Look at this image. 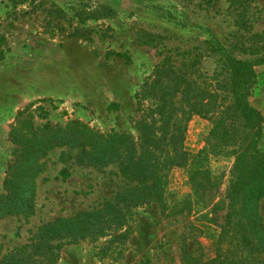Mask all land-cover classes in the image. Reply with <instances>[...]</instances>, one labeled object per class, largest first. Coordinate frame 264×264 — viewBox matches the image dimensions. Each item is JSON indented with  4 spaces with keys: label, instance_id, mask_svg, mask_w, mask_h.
<instances>
[{
    "label": "rangeland",
    "instance_id": "obj_1",
    "mask_svg": "<svg viewBox=\"0 0 264 264\" xmlns=\"http://www.w3.org/2000/svg\"><path fill=\"white\" fill-rule=\"evenodd\" d=\"M34 1L35 6L29 0H0V194L13 156L9 129L16 111L27 106L23 130L28 123L40 127L76 120L99 134L124 132L135 138L140 113L134 93L163 57L177 65L199 53V79L213 84L221 77L216 75L220 64L204 41L216 40L240 59L255 60L261 53L259 48L242 52L235 36L247 41L264 30V0ZM97 4L110 12L78 22ZM57 17L61 26L50 22ZM73 27L85 36L71 35ZM247 99L264 115V62L253 65ZM209 127L205 117L192 114L181 147L199 149ZM261 127L264 150V121ZM74 153L61 146L38 160L33 211L0 218V264H39L49 256V264H184L182 243L200 262L215 256L219 229L209 219V206L115 203V192L133 183L119 176L115 164L96 169L72 163ZM230 163L223 156L211 160L221 176L215 197L225 192ZM167 184L178 195L188 191L181 169H170ZM255 210L264 224L263 197ZM77 211L92 212L87 217L93 232L81 234L73 223L54 225L47 234L39 229ZM224 212V207L217 211ZM121 215L122 222L113 221Z\"/></svg>",
    "mask_w": 264,
    "mask_h": 264
},
{
    "label": "trees",
    "instance_id": "obj_2",
    "mask_svg": "<svg viewBox=\"0 0 264 264\" xmlns=\"http://www.w3.org/2000/svg\"><path fill=\"white\" fill-rule=\"evenodd\" d=\"M29 2L36 4L34 0ZM108 12L110 8L97 4L78 22ZM61 21L59 17L50 18L53 26H61ZM79 32L73 27L70 34L85 36ZM245 39L239 33L235 36L242 52L261 50L255 60L235 57L216 40L204 41L218 55L220 64L216 75L221 77L213 84L199 79V53L177 65L163 57L134 93L135 109L140 113L135 138L124 132L99 134L76 120L40 127L28 123L23 130L27 106L16 111L9 129L14 147L3 180L5 192L0 194V218L33 211L34 178L41 171L38 160L49 150L66 146L75 149L72 163L96 169L115 164L119 176L133 183L115 192V203L137 206L153 202L157 207L184 209L209 206V219L219 229L216 254L200 262L182 243L180 258L184 264H264V224L255 210L257 200L264 198V150L259 145L264 115L247 99L253 65L264 62V30ZM143 101L150 104L145 106ZM192 114L205 117L210 127L203 145L189 152L181 147V141ZM218 156L231 158L228 184L220 198L215 196L221 176L211 167L212 158ZM172 168L183 171L187 192L178 195L168 188L167 176ZM222 207L225 212L219 215ZM89 214L92 212L77 211L72 216L56 217L39 229L47 234L54 225L73 223L81 234L89 233ZM113 221L122 222V215ZM42 233L41 243L46 249L47 241L42 236L46 234ZM49 257L39 264H49Z\"/></svg>",
    "mask_w": 264,
    "mask_h": 264
}]
</instances>
